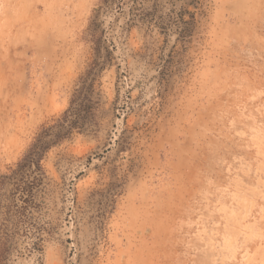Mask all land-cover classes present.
Returning <instances> with one entry per match:
<instances>
[{"label": "rangeland", "instance_id": "obj_1", "mask_svg": "<svg viewBox=\"0 0 264 264\" xmlns=\"http://www.w3.org/2000/svg\"><path fill=\"white\" fill-rule=\"evenodd\" d=\"M190 1L0 0V176L83 102L7 264H264V0Z\"/></svg>", "mask_w": 264, "mask_h": 264}, {"label": "trees", "instance_id": "obj_2", "mask_svg": "<svg viewBox=\"0 0 264 264\" xmlns=\"http://www.w3.org/2000/svg\"><path fill=\"white\" fill-rule=\"evenodd\" d=\"M198 3L191 0L188 4ZM152 13H145L144 17H149ZM190 17L191 20L186 22L180 20L182 24L180 40L185 41L192 34L195 19L193 15ZM80 94L79 90L77 99L80 98ZM73 103L74 100L71 107L54 125L41 127L39 134L15 168L10 169L8 174L0 176V264H7L10 256L17 251L20 239L27 240L30 249L40 250L45 223L41 222L39 216L45 206L44 192L48 186L41 160L50 147L68 137L73 129L81 127H78L77 121H67L69 113L74 112L72 114L77 115L79 111L77 108L83 105V102H80L73 108ZM116 192L112 189L106 198L110 206Z\"/></svg>", "mask_w": 264, "mask_h": 264}]
</instances>
